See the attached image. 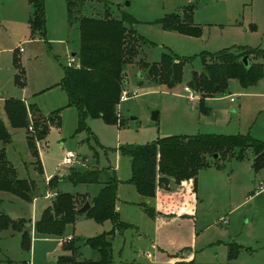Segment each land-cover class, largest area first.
I'll list each match as a JSON object with an SVG mask.
<instances>
[{"label":"rangeland","instance_id":"rangeland-1","mask_svg":"<svg viewBox=\"0 0 264 264\" xmlns=\"http://www.w3.org/2000/svg\"><path fill=\"white\" fill-rule=\"evenodd\" d=\"M108 1L110 14H118L116 7L130 13L137 20L134 24L137 33L152 42L153 45L143 47V57L147 60H157L161 52L167 51L192 58L183 67L182 82L171 89L150 82L144 71L136 65L127 66L128 81L124 88L129 92L134 90L137 95L120 100L117 122L108 123L100 117H88L85 121L88 128L76 131L77 110L67 105L66 92L58 85L64 75V67L68 66L69 56L75 53L77 59L80 46L78 23L68 18L65 0H44L46 34L45 38L40 37L41 40L34 42L27 41L29 30L23 21L8 17L13 9L23 12L22 0H0V117L11 135V142L5 145L8 160L15 167L18 177H29L36 184L37 201L29 206L28 211L22 209L21 212L30 221L51 201L45 197L48 190L54 189L48 187V175L58 180L60 176L67 175L71 168L95 167L103 170L100 180L104 182L114 166L119 167L121 177L129 175L128 157H117L120 145L144 144L169 135L205 133L248 134L264 141V69L263 76L255 84L242 86L237 79L230 78L225 93L206 97L202 101L197 98L191 102L189 93L184 89L192 75L202 70L199 54L203 51L214 53L227 49L235 53L243 48L264 50V0ZM187 5H193L191 19L200 27L199 35L168 30L156 22L168 13H181ZM104 13L103 4L94 1H84L81 9V14L85 15ZM20 47L25 51L20 52ZM15 58L22 74L19 73ZM16 75L19 78L22 76L23 83L16 82ZM231 96L234 102L230 101ZM5 97H25L35 103L43 114L61 108L60 127L50 128L45 140L35 142L39 149L41 172L31 163L33 157L26 142L25 130L9 125L3 109ZM153 112H157L156 119L152 118ZM68 151L80 156L83 162L69 166L63 164L62 160ZM252 155L248 150L243 159L224 158L219 162L220 166L211 164L198 169L200 186L203 181L212 182L216 192L207 200L199 201L191 223L194 234L179 222L170 223L162 231L164 240L159 243L162 251L154 250L156 255L175 254L183 245H187L186 249L191 251V259L195 264H264V171H251ZM207 158L210 161L213 159ZM170 181L174 180L169 178ZM102 182L85 184L64 180L58 181L56 189L81 192L86 199H92L101 189ZM157 186L153 197L140 196L146 206L155 208L159 201L156 200ZM3 208L11 217L18 216V207L14 204L6 201ZM128 212L130 217L138 220L136 209L130 207ZM149 215L152 216V212ZM224 218L228 224L223 223ZM19 224L27 228L26 222ZM111 227L109 220L98 223L84 214L73 224H66L62 236L71 234L74 240H70L76 255L90 258L94 254L83 243ZM8 230L11 228L0 230V262L3 264H8L6 261L10 264H25L26 260L30 264H56L60 255L69 253L60 247L62 236L40 238L32 232L29 234L30 248L24 250L21 248V232L8 234ZM129 230L123 229L126 234L117 237L114 244L116 247L125 245L128 253H131L129 250L137 246L135 238L132 239L134 234L129 235ZM229 241L233 248L237 245L245 247L230 259L227 258ZM141 256L150 258V252L145 250ZM122 257L115 258L117 263L114 264L152 263L142 261L145 259L134 262Z\"/></svg>","mask_w":264,"mask_h":264},{"label":"trees","instance_id":"trees-1","mask_svg":"<svg viewBox=\"0 0 264 264\" xmlns=\"http://www.w3.org/2000/svg\"><path fill=\"white\" fill-rule=\"evenodd\" d=\"M84 1L103 4L105 13L91 16L81 14ZM32 14L28 20L30 34L45 35L44 0H28ZM106 0H66V13L70 21H76L79 29V51L77 65L64 67V75L58 85L66 92L67 105L77 110L76 131L87 129L88 117H100L108 123H116L117 106L120 94L128 81L126 68L136 65L141 68L150 82L158 83L167 89L182 82L183 67L192 57H183L167 51L161 52L157 60L143 57V47L153 45L151 41L137 33L134 24L136 18L116 7L118 14H110ZM193 5H187L182 12H172L156 20L168 30L188 35H199L201 29L193 23L191 17ZM249 57V66L245 68L240 58ZM202 70L195 72L187 87H191L202 101L219 93H225L227 81L237 79L242 86L255 84L262 76L264 64L253 62L252 58H264V50L243 48L240 52L227 49L214 53L203 51L199 54ZM17 67L19 63L15 58ZM22 74V69L19 68ZM23 83L22 76L15 77ZM3 109L12 128H23L33 163L38 172L42 171L36 141L44 140L51 127H60L61 108L49 114H43L35 103H25L18 97H7ZM11 142V135L0 117V191L7 192L29 203L32 201L36 184L31 178H20L13 164L8 160L5 145ZM252 152L251 167L254 173L264 168V141L248 134L169 135L156 138L144 144L120 145L118 152L129 159L130 174L124 181L131 184L136 192L145 198L154 196L155 185H167L169 178L179 182L195 177L199 168L214 164L220 166L224 158L243 159L246 152ZM218 154V158L213 156ZM207 157H212L210 161ZM37 163V164H36ZM99 168H71L65 179L72 183H100ZM58 180L54 176L48 181L49 188H56ZM120 183L114 169L111 171L98 194L90 200L86 215L98 223L109 220L110 230L88 238L93 257L80 258L71 240L63 243L68 254L60 255L56 264H114L113 239L116 231H122L130 223L120 219L116 210L117 187ZM84 194L57 191L51 205L45 208L35 222V232L40 236L60 237L66 224H73L78 217L77 209L86 201ZM2 200L0 199V204ZM144 211L151 214L152 206ZM19 222L24 218L12 219L0 211V230L11 228L21 232V248H30L29 232ZM235 247V246H234ZM239 246L228 244V256L233 257ZM10 264L9 261H6ZM117 263V262H116ZM0 264H3L0 262Z\"/></svg>","mask_w":264,"mask_h":264},{"label":"crops","instance_id":"crops-1","mask_svg":"<svg viewBox=\"0 0 264 264\" xmlns=\"http://www.w3.org/2000/svg\"><path fill=\"white\" fill-rule=\"evenodd\" d=\"M106 1L109 3L108 0H106ZM22 2H23V7H24L23 12L19 13L15 9H13L8 14V17L15 19V20L23 21L27 25L28 30H29V38L27 39V41H33L34 42V41L41 40L42 38H40V36H38L36 34L35 35L30 34V28H29L28 20L32 14V7L29 4L28 0H22ZM65 10H66V0H65ZM45 34H46V30H45ZM43 38H45V35ZM24 51L25 50L22 49L20 52H24ZM72 54L75 55V53H72ZM72 54H71V56H74ZM256 58H261L262 60L261 61L256 60V59L254 60L252 58L251 61L261 62L264 64V58H262V57H256ZM163 87H165V86H163ZM231 97H230V101L234 102V99L231 100ZM5 98H7V97H5ZM18 98H21L27 104L31 103L25 97H18ZM4 99H3V101H4ZM38 153H39V149H38ZM116 153H117V157L119 156V158H120L121 155L119 154V152L117 151ZM33 161H34V158H33ZM33 161H31V163H33ZM250 163H252V159H251ZM113 169L115 170L116 175L118 176V178L120 180V183L118 184V187H117L116 210L119 213L121 220L130 223V226L128 227V229H130L129 235L134 234V237H132V236L131 237H132V239L135 238L134 243L137 246L135 249L129 250V251H131V253H128L125 245L121 244L120 247L119 246L116 247L114 244V240L117 237H120V236L122 237L123 235H125L126 230L125 231H123V230L122 231H116L115 235H114V239H113L114 260H115V258L117 259L120 256H123L122 258H129L130 260H133L134 262L145 259L142 261H144L146 263L152 262L151 264H153L155 262L157 264H164L166 262L167 263L168 262H178V264H195V263H193V260L191 259V251H189L188 248L186 249L187 245L186 246L183 245V247H181V249L179 250L178 253L160 254L162 249L159 246V243L160 242L162 243L164 240L163 239L164 234L162 233L163 229L167 225H169L170 223H173V222H179L182 225L186 226L188 229L190 228L191 233L194 234L195 229L193 228L191 223H193L194 216L197 213L199 201L201 202L202 200H207V198H209L210 196H214L216 189H215V186L213 185V183L212 182L208 183V181H203L202 186H200L199 177H198V174H196L195 177H192L189 179H184V180H181L179 182H176V181L171 182L170 181L169 182L170 184H168V187H166V186L164 187V185H162V184L158 185L156 187V200L157 201L159 200V201L157 202L155 208L153 209L152 216H151L144 211V207L141 204L142 200H140V195L137 194L134 187L131 184L124 182L129 177V175L127 174L124 177H121L119 174V170H118L119 167L114 166ZM250 169H251V171H253L252 167ZM262 171H264V168L260 169L257 173H260ZM51 177H53V176H50V175L47 176V184H48V181ZM65 177H66V175L60 176L59 181L66 180ZM27 178H29V177H27ZM56 188H57V186H56ZM56 188H54L52 191L48 190V192L45 194V197H47L51 200L50 203L48 204V206L51 205V202L55 197L53 194L57 193V191H59ZM253 191L255 192V190H253ZM61 192H63V191H61ZM3 193H7V192L0 191V199L2 200V202L0 204V211L6 213L5 211H3L4 210L3 206H4L6 201H8L9 203L14 204L15 206L18 207V216L17 217H11L8 213H6L12 219L24 218V216L21 215V212H23L22 209L28 211L29 206L33 205L34 202H36L37 198H38L34 194L32 201L27 203V202L15 197L14 195H12L10 193H8V195H4ZM73 194H83V193L74 192ZM90 200L91 199L88 198L85 202L88 201L90 203ZM90 206H91V204H90ZM130 207L136 209V212L138 214L137 215L138 216L137 221L134 220L132 217H130V215H128V213H129L128 209ZM43 210L39 213V215H35L33 221H30V219H28V218H24L26 220V225H27L26 230H28L29 234H31L32 232L36 233L35 232V222L40 218ZM84 214H86V212L78 213V217L83 216ZM78 217H77V219H78ZM138 221H140V224ZM222 221L224 224H228L227 219L224 218V219H222ZM111 225H112V223H111ZM138 228L140 230H138L136 233H131L133 230H137ZM150 228H151V230H150ZM4 230H6V229H4ZM4 230H1V231H4ZM14 232H16V231H13L12 229L8 230V234H13ZM38 236L40 238L50 237V236H40V235H38ZM67 236H70V238H73V240H74V237L71 234L67 235ZM67 236L66 237L62 236L60 247H62L63 243L66 242L65 240L67 238H69ZM83 244H85V242ZM228 244H230V241L228 242ZM237 246H239L237 253L240 250L245 249V247H243V246H240V245H237ZM145 250H148L150 252V258H143V256H141V252H143V251L145 252ZM154 250H156L157 252H160V253H158V255H156L154 253ZM126 251H127V253H126ZM227 252H228V249H227ZM116 254H117V256H116ZM227 258L230 259V257L228 256V253H227ZM116 262L117 261L115 260V263ZM25 264H30V261L26 260Z\"/></svg>","mask_w":264,"mask_h":264},{"label":"built area","instance_id":"built-area-1","mask_svg":"<svg viewBox=\"0 0 264 264\" xmlns=\"http://www.w3.org/2000/svg\"><path fill=\"white\" fill-rule=\"evenodd\" d=\"M19 50L21 51L22 48L20 47ZM77 63H78V60L74 56H69L68 65H77ZM184 89H185V91H187L189 93V99L191 100V102H194L197 98H199L198 94H196V92L191 90L189 87L184 86ZM131 95L135 96V95H137V93L134 90L129 92L128 90L123 89L121 94H120V100H125ZM231 100H233V97H231ZM77 162L81 163V162H83V159L80 156H77L72 151L66 152L65 156L62 160V163L66 164L67 166L72 165L73 163H77ZM53 195L55 196L56 193H54ZM67 240H70V237L67 238ZM164 264H178V262H168V263H164Z\"/></svg>","mask_w":264,"mask_h":264},{"label":"water","instance_id":"water-1","mask_svg":"<svg viewBox=\"0 0 264 264\" xmlns=\"http://www.w3.org/2000/svg\"><path fill=\"white\" fill-rule=\"evenodd\" d=\"M74 55V54H72ZM241 64L247 68L249 66V57L247 55H244L240 58ZM194 73V72H193ZM152 118L156 119L157 118V112L152 113ZM214 159L218 158V154H215L213 156ZM90 208V203L87 201L85 202L80 208L77 209V213H83L86 212Z\"/></svg>","mask_w":264,"mask_h":264}]
</instances>
